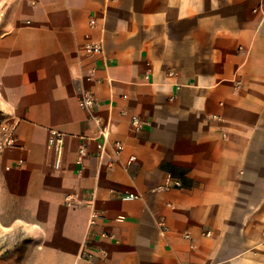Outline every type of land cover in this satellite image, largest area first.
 <instances>
[{
  "label": "crops",
  "instance_id": "obj_1",
  "mask_svg": "<svg viewBox=\"0 0 264 264\" xmlns=\"http://www.w3.org/2000/svg\"><path fill=\"white\" fill-rule=\"evenodd\" d=\"M0 114L9 263L264 264V0H0Z\"/></svg>",
  "mask_w": 264,
  "mask_h": 264
},
{
  "label": "built area",
  "instance_id": "obj_2",
  "mask_svg": "<svg viewBox=\"0 0 264 264\" xmlns=\"http://www.w3.org/2000/svg\"><path fill=\"white\" fill-rule=\"evenodd\" d=\"M85 51L89 54H100L102 52V46L98 43L87 44L85 46ZM97 104V100L92 97L91 95H84L80 98V106L83 108H93ZM135 124L139 123L137 118L133 119ZM105 138L108 137L104 131L102 132ZM64 135L56 130L51 131V135L49 138V147L50 149L56 150L58 154V158L56 160V166L59 167L60 159L59 156L62 152V145H63ZM16 145V125L13 121L6 118L4 115L0 114V153L6 150L9 147H13ZM116 151L120 152L123 148L121 142H115L114 144ZM106 141L100 143L98 145V155H101L105 151ZM81 155L88 154L87 149L82 147L80 149ZM133 196H126L125 198H132ZM189 237V235H187Z\"/></svg>",
  "mask_w": 264,
  "mask_h": 264
},
{
  "label": "rangeland",
  "instance_id": "obj_3",
  "mask_svg": "<svg viewBox=\"0 0 264 264\" xmlns=\"http://www.w3.org/2000/svg\"><path fill=\"white\" fill-rule=\"evenodd\" d=\"M2 200H3V198H2ZM11 252H12L11 249L3 250L0 252V264H11L7 261V259L10 258Z\"/></svg>",
  "mask_w": 264,
  "mask_h": 264
}]
</instances>
